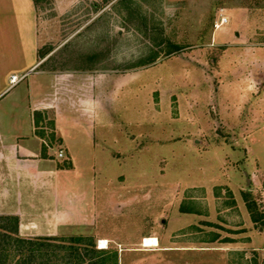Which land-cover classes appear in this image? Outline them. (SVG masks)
<instances>
[{
  "label": "rangeland",
  "instance_id": "1",
  "mask_svg": "<svg viewBox=\"0 0 264 264\" xmlns=\"http://www.w3.org/2000/svg\"><path fill=\"white\" fill-rule=\"evenodd\" d=\"M33 1L39 44L30 71L90 73L110 98L112 123L94 125L84 154L68 133L77 165L95 168L94 198L80 181L86 200L78 205L70 184L79 181L66 170L59 179L69 186L57 196L49 189L41 202L0 203V215H17L22 237L90 235L95 248L104 239L116 264H264L263 229H247L235 205L246 192L264 212V124L253 135L246 118L237 125L231 89L263 81L264 0ZM219 14L227 20L215 28ZM34 111L46 155L70 162L56 156L63 146L52 108ZM142 235L157 237L158 248H143ZM7 238L3 264H64L57 246L17 249Z\"/></svg>",
  "mask_w": 264,
  "mask_h": 264
},
{
  "label": "crops",
  "instance_id": "2",
  "mask_svg": "<svg viewBox=\"0 0 264 264\" xmlns=\"http://www.w3.org/2000/svg\"><path fill=\"white\" fill-rule=\"evenodd\" d=\"M35 13L33 0H0V203L34 204L37 199L40 202L47 199L49 189L51 196H57L61 187L69 186L62 184L59 175L70 170L79 181L73 186L70 184V188L77 190L76 194L80 196L77 204L80 205L86 200L80 181L88 184L89 198L95 197V168L91 163L81 170L75 157L80 152L86 153L87 144L89 149L93 145L95 124L112 123L111 101L110 98L106 100L104 89L90 84V73L30 71L36 65L39 44ZM29 72L34 74L28 77ZM12 74L20 76L19 80L10 82ZM262 75L260 85H243L238 80L231 86L233 118L239 127L243 118L247 119V135H253L264 124V67ZM22 80H25L22 92L10 93ZM47 107L53 110V129L61 138L63 152L71 163L69 167L51 162L35 131L33 111ZM70 130L82 151L71 148ZM243 202L240 204L236 200L235 205L241 212L244 226L249 229L253 221L247 209L242 208ZM77 211L79 216L83 214ZM181 212L190 214L189 211ZM142 236L140 244L143 248H156L145 246L143 242L145 238L155 236Z\"/></svg>",
  "mask_w": 264,
  "mask_h": 264
},
{
  "label": "trees",
  "instance_id": "3",
  "mask_svg": "<svg viewBox=\"0 0 264 264\" xmlns=\"http://www.w3.org/2000/svg\"><path fill=\"white\" fill-rule=\"evenodd\" d=\"M39 118V111H33V121L36 126L38 125L37 122ZM50 122L53 125V120H51ZM69 163L70 162H67L63 165V167L71 166V163ZM242 197L245 201V206L247 208V211L249 212L250 219L253 222L258 223V225L264 230V212L257 210L253 199H251L246 192L242 193ZM178 209L180 211H192V209L183 207L182 205H179ZM1 220H3V223L0 222V238L8 237L7 240H10L11 243H15L14 246L17 249L25 245L28 246L29 250H33L36 248L38 249L42 244L47 245L48 247L51 245L57 246L62 250L61 255L64 259V264H116V250L114 249L107 251L105 249H102V247L95 248L93 239L90 235H70L67 237V241H69L70 243H50L45 242L42 239L51 238V236H41L42 239L40 238V240H38L18 235L17 215H0V221ZM76 242H81L85 244L82 251H80V248L76 244H74ZM9 252L10 251L8 249V246L4 244L0 246V264H3L7 261L10 254ZM93 254L97 255L96 259H92ZM83 255H86L88 259L84 260ZM40 264H42V262Z\"/></svg>",
  "mask_w": 264,
  "mask_h": 264
},
{
  "label": "built area",
  "instance_id": "4",
  "mask_svg": "<svg viewBox=\"0 0 264 264\" xmlns=\"http://www.w3.org/2000/svg\"><path fill=\"white\" fill-rule=\"evenodd\" d=\"M227 20V17L225 14H219V16L216 18V20L214 21V27H219L220 25H222L224 22H226ZM20 77H17L16 74H12L10 76V81L13 83L15 82L17 79H19ZM64 152L62 149H58L57 152H56V156L57 157H61L63 156ZM259 193H260V196L264 199V180L260 183V186H259ZM98 245V244H97Z\"/></svg>",
  "mask_w": 264,
  "mask_h": 264
},
{
  "label": "bare ground",
  "instance_id": "5",
  "mask_svg": "<svg viewBox=\"0 0 264 264\" xmlns=\"http://www.w3.org/2000/svg\"><path fill=\"white\" fill-rule=\"evenodd\" d=\"M105 242H106V240H104V239L100 240L98 246L99 247H104L105 246ZM143 242H144L145 246H155V245H157V239L155 237H147V238L144 239Z\"/></svg>",
  "mask_w": 264,
  "mask_h": 264
}]
</instances>
